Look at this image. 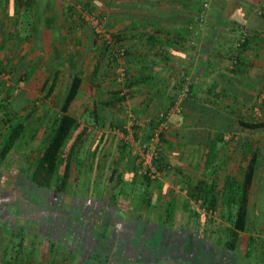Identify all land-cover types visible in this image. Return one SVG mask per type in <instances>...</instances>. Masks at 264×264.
Returning <instances> with one entry per match:
<instances>
[{"label":"crops","instance_id":"1","mask_svg":"<svg viewBox=\"0 0 264 264\" xmlns=\"http://www.w3.org/2000/svg\"><path fill=\"white\" fill-rule=\"evenodd\" d=\"M12 1L14 0H9L8 7L5 8L7 4L4 6V0H0V55H2L0 56V80L4 74V64L12 60L10 56L4 60V44L10 45L12 40L13 46L8 45L9 49L13 52L19 44H22L20 45L22 51L20 60L28 57L29 61L35 65H43L45 67L43 73L52 74L55 70H59V80L62 73H67L68 84L73 74L80 73L82 84L70 112L79 119L80 129L87 128L89 131L83 142L87 148L83 153L78 172L80 176L85 175L86 179H90L93 184L89 195L93 196V193H96L94 218L98 220L101 216L103 218V211L113 204V202L104 201L109 198L108 195L120 194L117 206L121 210L120 214L124 215L123 220L119 221L115 218L112 225L115 226L113 231H115L116 239L127 242L126 246L129 247V252L122 254L123 258L132 260L133 264H179L173 259H165L161 263L155 254L153 256L152 253L141 252L147 251L145 250L147 248L138 250L135 247L136 244H131L130 242L136 236V228L132 226L133 222L136 223V219L143 221V235H146L148 231L157 238L159 234L164 233L168 236V240L178 241L192 240L193 236L187 238V234L190 235V231L196 233L195 231L200 228L202 218H207L197 216L193 212V199H190L191 211L186 212L185 202L189 199L190 185L202 179L213 180V176L217 173H209L208 166L205 167L208 153L206 144L181 141L179 134L182 131L198 130L205 126L204 123L211 122V119L201 121L200 113L206 110L209 114L216 112V107L213 108L218 105V102H215V96L222 89L225 93L221 94L218 106L234 112L237 116L239 113L244 114L243 111L249 110L248 108L253 107L254 104L258 105L257 97L264 86V18L259 16L257 9L250 10L248 15L244 14L246 17L244 21L250 25L251 33L256 35V40L251 42L246 51L245 69L243 68L238 75L227 73L228 75L225 76L224 67L214 62L216 56H213L218 45L210 42V32L213 30L209 24L215 20L214 11L210 10L209 22L207 19L202 28L198 27L201 0H79L102 10L107 26L114 33L123 34L121 40L127 44L129 49L130 77L127 83L129 91L127 98L124 101L111 102L114 92L121 86L115 82L116 78L111 73L110 65H104L102 72L97 75L93 74L95 66L102 64L101 59L104 60V45L100 42H93L91 38L93 32H88L89 24L86 22L82 24L81 31L76 32L79 19L78 21L73 19V7L77 0H33L34 25L29 39H25L20 28L17 27L21 11L16 12V18L14 14H10L12 9L9 6ZM25 2L26 0H22L23 4ZM247 8L249 10L248 5ZM7 13L13 18H11L12 24L9 31L5 35L4 14ZM229 29L231 28H228L222 37L231 42L234 35ZM219 30L223 32L224 28L219 27ZM203 48H207V53L202 51ZM220 53L224 54V48ZM85 55L87 62L93 64H88L87 69L90 71L86 69L87 71L83 73L79 66L83 65ZM7 65L10 67L12 63ZM182 72H186L192 80V97L182 103L186 120L180 127L174 123L171 132L165 137L163 162L172 164L167 167L164 163L167 169L163 180L150 185L148 189L152 205L142 204V202H136L134 195H122L121 186H112L111 180L112 176L118 180L119 175L125 173L129 179L133 176L135 168L139 169V145L148 137L151 130V126L137 130L139 143H130L125 139L128 135V130L125 128L129 118L128 113L135 112L137 117L143 118L154 116L168 109L175 99ZM211 90L215 92L211 93ZM56 92L52 99L56 96ZM49 100L51 101V99L46 101L49 102ZM200 100L207 103H202ZM43 109H47L48 113L54 110L51 105H46L40 107V113ZM255 110L256 107H254ZM217 121L214 118L212 122L216 124ZM221 123L223 127L232 129L230 123L226 121H221ZM231 129L226 132V138L230 141L229 145H225L220 157L222 165L218 170L221 177L227 174L229 162L239 150L237 146L247 137V133L237 132L234 138H231ZM124 135L126 136L123 137ZM212 137L210 135V139ZM252 138L254 142L260 139L257 134H254ZM246 156H249L248 153ZM140 181L141 179L138 178L130 184L135 186L136 193L142 185ZM85 182L86 180L80 186L81 192L82 188H85ZM144 186L146 185L143 184ZM101 204L105 206L104 210L99 208ZM97 209L100 211L97 212ZM254 220H256L255 216ZM263 220L264 218L260 220L259 223L263 222L260 225H264ZM129 223L130 227H127ZM250 230L249 235L255 232L253 226ZM65 234L68 237L64 240L67 247L62 249L51 247L52 250H49L51 243L53 245L52 239L39 237L40 234L33 241L29 237L31 240L28 245L24 246L25 252L23 250L21 254L23 263L84 264L89 253L84 245L85 239ZM241 234L242 232L239 236ZM73 242L75 245L77 242L78 245L83 246V254L78 245H71ZM247 246L248 242L245 249ZM245 249L241 250L244 252ZM118 256L121 255H117L115 251L111 254L112 263L117 259L123 260ZM7 262L4 257V264ZM116 262L119 264V261Z\"/></svg>","mask_w":264,"mask_h":264},{"label":"trees","instance_id":"2","mask_svg":"<svg viewBox=\"0 0 264 264\" xmlns=\"http://www.w3.org/2000/svg\"><path fill=\"white\" fill-rule=\"evenodd\" d=\"M209 1L211 3L209 14L210 10H212L215 15V20L209 24L211 30H213L210 32V42H215L218 45L217 51L213 56H216L214 62L224 67L223 74L225 76L228 75L227 73L238 75L243 68L245 69V54L251 42L256 40V35L250 33L247 41L240 49L239 63L236 65H233L231 55L225 53L226 46L232 44L234 40L229 42V40L223 39L222 36L227 32L228 28H231L229 31L233 32V39L240 26L245 25L250 29V25L244 21L246 19L244 14L248 15L252 9H257L259 16L264 18L263 2L262 0ZM33 3V0H26L25 4L22 3V0H14L11 6H9L12 9L10 14L15 15L17 11H21L20 18L17 20V27L20 28L22 36L25 39H29L31 36V30L34 25L32 18ZM75 3L95 8L85 1L77 0ZM203 3L204 0H201L200 6ZM73 8L74 16L76 8ZM200 10L201 8L199 7ZM74 17L75 21L79 19L77 28L82 27L85 21L80 16L78 18ZM219 27H223L224 31L221 32ZM90 31L91 33L93 32V36H91L93 42H100L89 25L88 32ZM114 35L118 40L123 38V34L120 32L114 33ZM222 48H224V54L220 53ZM202 51L207 53V48H203ZM127 53L129 54L128 48ZM103 55L104 60L101 59L103 61L101 62L102 64L96 65L93 69L94 75L102 72L104 65H114L115 58L111 46L104 45ZM44 68L43 65L39 64L33 68H27L25 73H18L15 76V83L10 89L0 80V165L10 155L18 153L28 156V152H32L24 168L18 172L16 182H10L7 179L8 176L4 174L6 169H3L4 172L0 170V192L5 191L12 184L10 191L13 194L11 197L5 196V202L8 199L9 201L12 199V203L15 202V204L22 205L24 214L38 218L43 226H53V228L66 227L65 233L73 235L75 238L80 232H83L84 245L89 250L84 264H117L116 261L120 263V259L112 263L111 257V254L115 251L117 255H121L118 257L124 260L122 254L129 252V247L126 246L127 242L116 239L115 231H113L115 226L112 225V221L115 218H118L119 221L123 220L124 215L120 214L121 210L117 206V199L120 194L108 195L109 198L104 201L113 202V204H110L111 206L105 210L103 204L99 206L104 211L102 210L103 218L101 216L98 220L94 218V206L97 199L89 195V191L93 189L91 180L86 179L84 183L85 188H82V192L79 190L80 192L74 194L73 191V167L75 163L77 165L81 162V147L84 145L83 142L89 133L87 128L80 129L81 123L79 119L70 112V108L80 91L82 76L80 73L72 75L64 96L53 105L54 110H52V114L40 123H36V120L39 119L40 106L37 104L35 98L39 94H43L44 99H52L59 83V70H55L52 74L49 72L43 73ZM115 82L117 83L116 79ZM21 84L24 85L23 88H20L22 87ZM214 92L211 90V93ZM224 93L225 90L223 89L221 92L216 93L215 102L217 101L218 105L220 104L219 99L221 98V94ZM191 95L190 93V97L188 98H191ZM260 95L261 93L258 97ZM126 98L127 95H123L122 88H119L114 92V98L111 102L124 101ZM200 101L202 103L206 102L204 100ZM218 105L213 106V108L216 107L215 113L209 114L207 110L204 113H200V120L211 119L210 123L203 122L205 124L203 128L195 131L189 130V132L182 131L179 134L181 141L206 144L208 153L205 167L208 166L209 173H217V175L213 176V180L202 179L191 185V189L188 190L189 199L185 202V211H191L190 199L203 198L209 207H222L221 214L224 217L227 214L231 220V224L226 225L217 219L211 221L208 218H202L199 224L200 228L196 231L194 229L196 233L190 231V235L187 234V238L193 236L192 240L173 241L168 240V236L164 233H162L164 236L159 234L157 238L148 231L146 235H143L144 223L136 219V223L133 222L132 225L136 228V236L130 243L136 244L134 246L138 250L147 248L145 249L147 251L143 250L141 252L152 253L153 256L155 254V257L161 263L165 259H173L174 262L177 261L179 264H264V239L257 240L256 236L250 234L245 251L243 252L238 247L239 234L247 232L250 225L252 226L255 223L251 209L254 191L259 190L260 202L262 200V193L264 194V159L261 161L259 157L260 153L263 152L262 149L259 151L257 150L258 148H253L256 142L252 138L254 134L259 135L264 133V100L260 105L263 119L251 118V120H248L240 118L234 112L225 110V108ZM27 112L29 113L26 114ZM214 118L218 120L216 124L212 122ZM221 121L230 123L232 129L231 127H223ZM230 129L232 130L231 138H234L237 132H245L247 133V137L237 146L239 150H237L236 156L230 160L227 174L221 177L218 170L222 163L220 157L225 145H229L230 141L226 138V132ZM123 130L126 132L125 129ZM41 133L42 138L38 139ZM210 135L213 136L211 139ZM71 138H73V141L70 149L67 151L66 146ZM165 140L163 138V142ZM247 153L249 156H246ZM244 157L246 158L244 159ZM164 163L167 167L172 164L163 162V158H161L159 165L162 169H167ZM138 171L139 169L135 168L133 176L129 179L126 173L121 176L119 175L118 180L112 176V186L120 187L124 183L130 185L140 178V184L146 185L147 192L144 193L142 199H139V202L151 206V195L148 189L153 183L149 177L139 176ZM179 172L182 173L181 170ZM219 179H221V182H219ZM124 194L128 193L122 191V195ZM124 204L127 205V202L124 201ZM100 209L96 211L99 212ZM80 213L82 214L81 218L75 219L74 217ZM85 216L89 217V222L85 221ZM6 221H2V225L6 226ZM15 222L18 223V227L17 230L15 227L11 232L12 238L10 240H14V237L19 239L18 244L13 247V250L19 247L15 251L16 255L12 259L8 258L7 247L11 243L9 240L10 243H7L4 249L5 253L0 252V257L3 259L5 257L10 264H24L21 254L24 246H26L24 242L27 241V237L24 234H27L28 230L25 225L20 224L22 219L15 218ZM15 222L14 225L16 224ZM127 227H130V223Z\"/></svg>","mask_w":264,"mask_h":264},{"label":"rangeland","instance_id":"3","mask_svg":"<svg viewBox=\"0 0 264 264\" xmlns=\"http://www.w3.org/2000/svg\"><path fill=\"white\" fill-rule=\"evenodd\" d=\"M7 2L9 3V0H4V6L7 4V6H5V8L8 7V3ZM12 3H13V1H12ZM75 4H74V7L76 8V13H75L74 16H75V18H78V15H77L78 14V9L77 8H78L79 3L76 4V5ZM11 18H13V17H12V15H9V13L4 14V33H5V35L9 31V28H10V26L12 24L11 23ZM81 29H82V27L76 28V32H80ZM14 36H16V35H14ZM10 38H11V36H10ZM15 40H17V38ZM10 42H11L10 45L9 44H7V45L4 44V56H5L4 60L8 59L7 56H10L12 60H10V61L8 60V63H12V65H10V67H8V65H7L8 63L7 62L4 64V74H3V77H1L2 81L4 82V84L9 89L14 85L15 76L18 73H23L24 71H26L27 68H29V67L33 68L35 66V64L33 62L29 61L30 59H28V57L20 60L21 55H22V51L20 50V45H22V44H19V46L16 47L15 50L12 52V50H10L9 48L11 46H13V40L10 41ZM21 43H22V41H21ZM100 44L103 45L101 42H100ZM8 51H10V53H8ZM0 56H2V55H0ZM26 60H28V61H26ZM83 62H84L83 65H81L79 67H80L81 71H83V73H85L88 70L87 69L88 68V64L91 65L93 63H88L87 62V56L86 55H85V57L83 59ZM63 63H64V61H63ZM110 69H111V73L114 74L113 76L115 78L117 76L116 75V71H115V64L113 66H111ZM89 71H90V69L88 70V72ZM67 76H68L67 73H62L61 74V78L59 80L56 96L53 99H51V101L50 100H49V102L46 101L47 99H44L43 94L42 95L39 94L35 98L37 104L40 107H44L46 105H51V107L53 108V105H55L56 102H59L62 99V97L65 94L66 87H67V84H68V81H69V79H67ZM21 85H22V87H20V88H23L24 85L23 84H21ZM261 91H262L261 95L257 98L258 105H257V103H256V105L254 104L253 107L248 108L249 110L243 111L244 114L239 113L238 117H240V118L242 117V118H245V119L247 118L249 120H251V118L263 119V113H261L262 112L261 111L262 108L260 107V105L262 104V102L264 100V86H263V90H261ZM38 101H39V103H38ZM254 107H256L255 111H254ZM29 112H27L26 114H28ZM48 112L49 111L47 109H43V111H41V113H39V117H38L39 119L36 120V123H40L42 120L47 119L46 117H49V115L52 114L51 112L50 113H48ZM258 112H260V113H258ZM133 114L137 115L135 112H133ZM87 115H90V113H87ZM3 116H4V113H3ZM31 121H32V119H31ZM127 122H128V119H127ZM258 136L260 137V139L256 142V144L254 145L253 148L254 149L258 148L257 150H259V151L262 149L263 153H260V155H259L260 160L262 161L264 159V133L259 134ZM40 138H42V133L39 134V136H38V139H40ZM72 141H73V138H71L69 140V142H68V144L66 146V150L67 151L70 149ZM42 147H43V145H42ZM86 148H87V145H84V146L81 147V152H80V155H81L80 158L81 159L84 156L83 153L86 152ZM31 154H32V152L29 151L28 152V156L27 155H21V154H18V153L15 154V155H10L8 157V159L0 165V170L1 171L3 169H6L5 172H4V170H3V172H4V174H6V176H8L7 179L10 182H14L16 180L18 172L21 171L24 168L25 163L27 162L28 158H30ZM79 165H80L79 163L77 165L75 163L74 167H73V179L72 180H73V183H74V185H73L74 194L80 192L79 191V190H81L80 186L83 183V181L86 180L85 175L80 176V173L78 172L79 171L78 170L79 169ZM221 165H222V163H221ZM76 166L78 167V169H77ZM219 182H221V179H219ZM11 185H9V187L7 189H5V191L0 192V238H1L0 241H2L0 243V252H4L6 244L10 243V241H11V243L8 244V247H7L8 250L7 251L9 253L8 258L10 257L12 259L13 256L16 255L15 251L18 250L17 248H19V247H16V249L13 250L14 245L18 244V240H19L18 238L14 237V240L12 239L13 241L10 240L12 238L11 237V232L13 231V229L15 227H16V230H17V227H18V223L15 222V218L16 219L17 218L22 219V222L20 224L21 225H25L26 229L28 230L27 234H24L27 237V239H26L27 241L24 242V245H28L31 239H32V241L34 239H36L37 235L40 234L39 236H41V234H43V232H44V229L42 227L43 225L41 224V222L36 217L28 216V215L24 214L22 205L15 204V202L12 203V201H11L12 199L10 201L8 199V201L6 200V202L1 199V198L4 199L5 196L6 197H8V196L11 197V195L13 194V192L10 191ZM187 186H189V185H187ZM190 188H191V185H190ZM146 189H147L146 186L143 187V185H140V187H139V189H138V191L136 193L135 186H131V185L127 184V183H124L121 186V190L123 192H126V193L130 194L131 196L134 195L136 202H139L140 201L139 199H142V196L144 195V193L147 192ZM7 191H9L11 193H9ZM259 195H260L259 190H255L254 194L252 196V201H251L252 213L256 217V220H257V223L253 222L254 224L252 225L254 227L253 231H255V232H253V235L256 236L257 240L264 239V225H260V224H263V222L259 223V222H261L260 220H262L264 218V194L262 193L261 202H260V196ZM92 197L93 198L95 197L94 199H97L95 192L93 193ZM69 199H70V197H69ZM222 206H224V205H222ZM219 208H220V214L216 218L209 219V220L212 221V220L217 219L218 221H221V222H223L226 225L227 224L228 225L231 224V220L229 219L228 215L225 214V217H224V215L221 214V212H222L221 208L222 207H219ZM71 211H72V209H71ZM81 216H82V214L80 213L79 215H76V217H74V218L75 219H78V218L80 219ZM84 218H86V220H85L86 222H89L88 221V219H89L88 216H85ZM4 220H7L6 221L7 222L6 226L2 225V221L4 222ZM256 220H255V222H256ZM13 221L16 223L15 225H14ZM252 226L250 225V227H252ZM174 227H175V225H174ZM250 227H249V230L247 232H245V233L242 232V234L239 236V246H240V249H242V250L245 249L246 244L248 242L249 233L251 231ZM49 229H51V231ZM45 231H46L45 234L42 235V236L52 239V241L54 243L53 245L51 243V246H49V250L51 249V247L53 249H56V248L57 249L58 248L62 249V248L67 247V244H64L65 238L66 239L68 238L66 236V234H65L66 228H63V227L62 228H60V227L52 228L51 227V228H48V230L46 229ZM159 231H160V229H159ZM80 233H82V232H80ZM21 236H22V234H21ZM30 236H32L31 239L29 238ZM3 242H4V244H3ZM49 242H51V241H49ZM73 244H74V242L71 245H73ZM77 245H78V243L76 242L75 246H77ZM78 248L80 250H83V246L82 245H78ZM24 252H25V250H24ZM127 262H130V263H127ZM132 262H133L132 260L124 259V260L120 261L119 264H131ZM0 264H4V259L2 257H0ZM6 264H10V262H8Z\"/></svg>","mask_w":264,"mask_h":264},{"label":"built area","instance_id":"4","mask_svg":"<svg viewBox=\"0 0 264 264\" xmlns=\"http://www.w3.org/2000/svg\"><path fill=\"white\" fill-rule=\"evenodd\" d=\"M264 6V0H262ZM211 3L209 0H204L200 6L198 27L202 28L209 16ZM78 16L88 23L94 30L99 41L103 45L112 47V53L115 58V71L117 83L122 88V94L127 95L130 70L128 66L127 44L123 40H118L114 32L107 26L103 11L97 8H90L84 5H78ZM251 30L247 26H240L237 34L234 37V42L228 44L225 48V53L231 55L233 65L239 63L240 49L247 41ZM178 91L173 103L168 109L160 111L154 116L137 117L132 112L128 113V122L125 128L128 130V135L125 139L130 143H139L137 141L136 131L146 126H151L150 133L146 139L140 142L139 148V176H147L156 184L163 180L166 169H162L159 161L162 158L163 138H165L172 130V126H182L186 120L183 101L186 100L192 91V80L186 72H182L178 81ZM120 131V130H119ZM123 132V131H122ZM121 132V133H122ZM192 210L197 216H206L208 219L216 218L220 214L219 208L209 207L203 198H196L192 201Z\"/></svg>","mask_w":264,"mask_h":264},{"label":"flooded vegetation","instance_id":"5","mask_svg":"<svg viewBox=\"0 0 264 264\" xmlns=\"http://www.w3.org/2000/svg\"><path fill=\"white\" fill-rule=\"evenodd\" d=\"M1 199H2V200H4L3 198H1ZM37 219H38V218H37ZM46 224H48V223H46ZM42 227H43V229H44V232H43V233H45V232H46V231H45L46 229L48 230V228H51V227L53 228V226H42ZM49 230L51 231V229H49ZM83 235H84V233H83V232L78 234V236H79V237H82V238H84V236H83Z\"/></svg>","mask_w":264,"mask_h":264}]
</instances>
